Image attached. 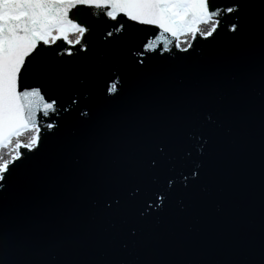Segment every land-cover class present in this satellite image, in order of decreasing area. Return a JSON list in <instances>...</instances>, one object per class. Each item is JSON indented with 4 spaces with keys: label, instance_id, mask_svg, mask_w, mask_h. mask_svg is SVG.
Masks as SVG:
<instances>
[{
    "label": "water",
    "instance_id": "obj_1",
    "mask_svg": "<svg viewBox=\"0 0 264 264\" xmlns=\"http://www.w3.org/2000/svg\"><path fill=\"white\" fill-rule=\"evenodd\" d=\"M251 3L241 36L221 33L202 57L190 58L185 92L177 93L174 77L152 61L111 101L94 96L91 125L82 126L76 114L62 122L58 137L30 162L27 178L0 197L3 227L20 264H42L53 250L57 264H264V12L257 0ZM95 64L93 53L87 70ZM209 114L215 123L206 120ZM148 136L159 137L165 153L153 150L155 167L145 161L138 179L120 181ZM200 136L207 138L203 155ZM84 142L89 156L78 150ZM77 159L107 179L85 187L72 175ZM194 162L202 164L199 179L185 188L181 174ZM161 193L168 197L163 209L142 217Z\"/></svg>",
    "mask_w": 264,
    "mask_h": 264
},
{
    "label": "snow or ice",
    "instance_id": "obj_2",
    "mask_svg": "<svg viewBox=\"0 0 264 264\" xmlns=\"http://www.w3.org/2000/svg\"><path fill=\"white\" fill-rule=\"evenodd\" d=\"M253 6L251 0H0V197L27 178L30 162L47 141L58 137L68 116L76 114L82 126L91 125L94 96L111 101L127 80L143 77L152 61L161 62V71L174 77L177 93L185 92V79L193 70L190 58L202 57L221 33L233 39L241 36L247 10ZM256 6L264 12V0H257ZM93 53L96 64L90 72ZM73 74L74 81H68ZM61 79L67 86L54 90L51 85ZM66 94L68 101L62 102ZM206 120L215 123L210 114ZM196 139L198 154L203 155L207 138ZM77 147L85 156L92 152L86 142ZM153 150L163 155L164 143L156 136L145 137L118 179H138L137 169L145 161L155 167ZM75 165L72 175L87 188L107 179L98 169L79 167V159ZM201 167L194 162L187 175L181 174L183 187L199 179ZM174 184V179L167 181L169 189ZM138 191L137 186L130 195ZM167 198L158 194L149 211L140 215L162 210ZM180 205L183 211V201ZM112 206L111 201L105 203L106 209ZM129 235L136 237L137 230ZM121 247L127 249L129 242ZM57 260L53 250L42 264ZM0 264H20L2 216Z\"/></svg>",
    "mask_w": 264,
    "mask_h": 264
}]
</instances>
